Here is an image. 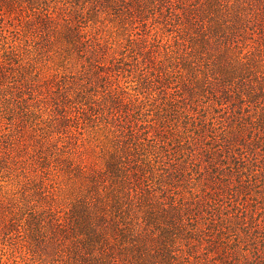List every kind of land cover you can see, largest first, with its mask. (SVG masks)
<instances>
[{"label": "trees", "instance_id": "16d2710c", "mask_svg": "<svg viewBox=\"0 0 264 264\" xmlns=\"http://www.w3.org/2000/svg\"><path fill=\"white\" fill-rule=\"evenodd\" d=\"M0 264H264V0H0Z\"/></svg>", "mask_w": 264, "mask_h": 264}, {"label": "rangeland", "instance_id": "374dc122", "mask_svg": "<svg viewBox=\"0 0 264 264\" xmlns=\"http://www.w3.org/2000/svg\"><path fill=\"white\" fill-rule=\"evenodd\" d=\"M204 159H205V157H204Z\"/></svg>", "mask_w": 264, "mask_h": 264}]
</instances>
